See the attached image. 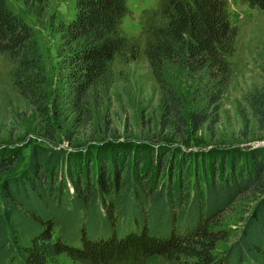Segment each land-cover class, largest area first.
<instances>
[{
	"label": "trees",
	"instance_id": "16d2710c",
	"mask_svg": "<svg viewBox=\"0 0 264 264\" xmlns=\"http://www.w3.org/2000/svg\"><path fill=\"white\" fill-rule=\"evenodd\" d=\"M242 1L264 12V0ZM128 2L75 0L72 18L55 28L56 92L87 119L90 91L107 79L113 60L136 56L121 27ZM156 15L140 50L160 87L162 131L185 141L219 112L237 32L228 0H159ZM0 55L14 64L18 92L44 118L52 84L44 51L9 0H0ZM247 99L264 134V91ZM97 147L36 143L20 170V150L0 148V170L9 171L0 186V264H63V254L82 264H144L152 257L167 264H264V145L204 155L194 180L185 172L187 156L176 162L175 147ZM244 196L254 205L218 257L225 236L214 225Z\"/></svg>",
	"mask_w": 264,
	"mask_h": 264
},
{
	"label": "rangeland",
	"instance_id": "374dc122",
	"mask_svg": "<svg viewBox=\"0 0 264 264\" xmlns=\"http://www.w3.org/2000/svg\"><path fill=\"white\" fill-rule=\"evenodd\" d=\"M9 2L36 29L47 73L52 80L45 103L47 114L43 118L38 109L18 92L14 83V64L0 55V148L20 150L23 162L16 170L28 162L31 148L36 143L85 152L97 151V146L104 143L110 149L111 146H118L136 151L141 149L136 147L143 145H163L179 150L176 162L187 156L185 172L188 171L189 178L194 180L196 174L202 171L204 155L211 159L233 147L256 148L264 145V134L257 129L247 99L250 92L264 91L262 10L242 0H228L229 18L237 32L234 50L228 56L231 67L228 87L219 104V112L183 141L170 130L162 131L160 87L140 50L144 47L145 26L158 18L156 9L159 0H129V12L121 27L131 39L136 56L128 59L116 57L109 66L107 79L91 89L88 106L91 119H87L86 113L74 110L56 92L61 40L55 28L72 18L75 0ZM180 87L187 92L189 84L183 83ZM147 150L144 148V151ZM7 174L9 171L0 170V186ZM253 205L252 198L244 196L217 220L214 227L221 230L225 238L219 241L214 251L216 256L225 254L239 237ZM61 260L63 264H82L65 254ZM144 264L167 263L160 257H152Z\"/></svg>",
	"mask_w": 264,
	"mask_h": 264
},
{
	"label": "water",
	"instance_id": "95a60500",
	"mask_svg": "<svg viewBox=\"0 0 264 264\" xmlns=\"http://www.w3.org/2000/svg\"><path fill=\"white\" fill-rule=\"evenodd\" d=\"M262 145V144H261Z\"/></svg>",
	"mask_w": 264,
	"mask_h": 264
}]
</instances>
